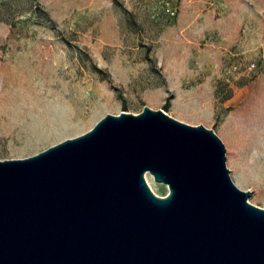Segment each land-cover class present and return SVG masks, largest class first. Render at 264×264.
Returning <instances> with one entry per match:
<instances>
[{
	"label": "rangeland",
	"instance_id": "1",
	"mask_svg": "<svg viewBox=\"0 0 264 264\" xmlns=\"http://www.w3.org/2000/svg\"><path fill=\"white\" fill-rule=\"evenodd\" d=\"M146 104L213 128L264 207V0H0V159Z\"/></svg>",
	"mask_w": 264,
	"mask_h": 264
},
{
	"label": "water",
	"instance_id": "2",
	"mask_svg": "<svg viewBox=\"0 0 264 264\" xmlns=\"http://www.w3.org/2000/svg\"><path fill=\"white\" fill-rule=\"evenodd\" d=\"M230 171L203 123L148 104L108 112L0 159V264H264V207Z\"/></svg>",
	"mask_w": 264,
	"mask_h": 264
},
{
	"label": "trees",
	"instance_id": "3",
	"mask_svg": "<svg viewBox=\"0 0 264 264\" xmlns=\"http://www.w3.org/2000/svg\"><path fill=\"white\" fill-rule=\"evenodd\" d=\"M169 104H165L164 109L168 110Z\"/></svg>",
	"mask_w": 264,
	"mask_h": 264
},
{
	"label": "bare ground",
	"instance_id": "4",
	"mask_svg": "<svg viewBox=\"0 0 264 264\" xmlns=\"http://www.w3.org/2000/svg\"><path fill=\"white\" fill-rule=\"evenodd\" d=\"M149 177H150V178H153L150 174H147L148 181H149ZM153 179H154V178H153Z\"/></svg>",
	"mask_w": 264,
	"mask_h": 264
}]
</instances>
